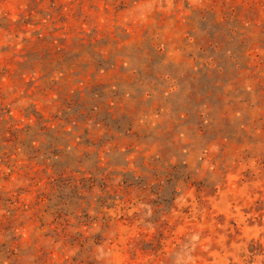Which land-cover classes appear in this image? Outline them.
Masks as SVG:
<instances>
[{"label":"rangeland","instance_id":"1","mask_svg":"<svg viewBox=\"0 0 264 264\" xmlns=\"http://www.w3.org/2000/svg\"><path fill=\"white\" fill-rule=\"evenodd\" d=\"M0 264H264V0H0Z\"/></svg>","mask_w":264,"mask_h":264}]
</instances>
